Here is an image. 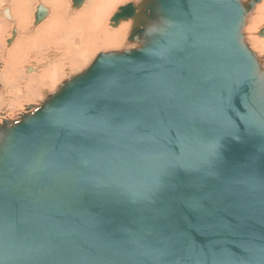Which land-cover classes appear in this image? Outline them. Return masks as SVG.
I'll return each mask as SVG.
<instances>
[{"label":"water","instance_id":"1","mask_svg":"<svg viewBox=\"0 0 264 264\" xmlns=\"http://www.w3.org/2000/svg\"><path fill=\"white\" fill-rule=\"evenodd\" d=\"M84 1L72 0L76 7ZM259 1L182 0L179 10L168 0L130 1L114 20H132V47L98 54L44 91L38 105L2 120L0 151L13 159L19 203L14 219L0 218V264H198L197 255L212 245L214 264H264L260 215L231 232L199 233L184 224L195 217L182 203L225 189L233 194L226 204L252 202L264 192V136L245 131L249 119H264V54L249 47L243 31ZM47 13L38 4L34 24ZM161 74L170 97L146 87ZM108 80L115 93L142 92L148 104L124 112L108 136L64 155L67 134L54 121L77 102L86 118H98L92 92ZM179 165L215 176L186 196L181 191V199L163 206L164 216L146 218L130 193ZM84 178L116 187L103 212L74 198Z\"/></svg>","mask_w":264,"mask_h":264},{"label":"snow or ice","instance_id":"2","mask_svg":"<svg viewBox=\"0 0 264 264\" xmlns=\"http://www.w3.org/2000/svg\"><path fill=\"white\" fill-rule=\"evenodd\" d=\"M168 5L175 10L185 7L182 0H168ZM115 86V81L108 80L93 90L92 96L97 100L95 110L101 113L98 118H86L81 102L73 103L59 114L54 121V126L67 134L64 155L70 157L74 152L80 151V144L108 136L117 126L118 117L124 112L148 104L149 97L144 93L133 91L119 94L113 91ZM146 87L149 90H156L158 97L171 96L167 79L162 74L152 77ZM245 131L249 134L264 136V119H249L246 122ZM87 162L85 159L84 163ZM37 170L33 169V171ZM214 176L215 172L212 170L192 169L179 165L172 171L161 173L145 190L130 193L129 199L139 205V210L146 218L156 219L166 214L163 206L181 199L179 195L181 191L186 196L189 190L201 186L207 177ZM16 189L17 185L13 178V159L10 155L0 151V218L6 213L13 218L11 214L15 212L19 203ZM115 191L116 187L112 184L84 178L73 190V196L77 201L91 203L103 212L105 206L113 201ZM232 196L231 191L225 189L218 195L209 194L190 201L182 200V203L191 209L195 217V222L192 219L184 220L187 229L206 234L231 232L245 227L257 215L264 218V192L260 194L258 200L252 202L233 200L232 203L226 204L225 201ZM24 224L25 222L21 221L15 226L19 229ZM181 240L187 241V235L182 234ZM190 246L194 247V245ZM213 248L214 245L209 246L197 255L198 264H214ZM246 251L249 253L248 258H255L251 250L246 249Z\"/></svg>","mask_w":264,"mask_h":264},{"label":"bare ground","instance_id":"3","mask_svg":"<svg viewBox=\"0 0 264 264\" xmlns=\"http://www.w3.org/2000/svg\"><path fill=\"white\" fill-rule=\"evenodd\" d=\"M72 1V0H71ZM112 0H85L82 5H80V11L78 12V16L72 15L70 16L66 21L63 22V26H75L76 21H87V14L91 9L92 14L89 16L92 19L93 22H89L94 28L95 32L96 30L98 32H102L103 38L98 39L96 33H94L91 37L86 34L84 31L74 33L71 35L70 39H64L62 42L61 40L56 42L54 39L52 40L54 45L52 46L54 58L52 61L49 59L48 55L44 53L39 55V50L44 49L47 51V43L44 37L45 31L49 28L56 25H60L61 23L56 21L55 19H52V11L53 7L50 5L53 0H42V2H45V7L48 10L47 16L38 24H34V12L36 10L37 3L34 7V10H25L28 7V3L26 0H14L13 6L14 9H12L11 14L13 15V19H15L16 22V29L18 28V25L23 17L27 18V35H22L20 38V29H17V36L14 38V44L15 47L11 49L10 51L4 50L0 52V57L5 56L6 57V73H3L0 71V78L4 80L5 82H26L25 89L27 90L26 96L28 97V100L32 96H39L40 93L47 91L42 90V86H46L51 88L52 90H55V83L62 79L66 74L63 72L64 66L69 67L71 70L70 65H80L81 62L84 63L86 59H88V56L92 54L97 49L105 50V51H112V50H121L124 48L132 47L134 44L129 43L128 40H126V37L128 35V30L126 28V25L128 24L127 21L129 19H123L119 21L120 26L116 28L114 31H110L107 29V21L103 18V16H107L108 12L114 8V4L112 5V8L109 9V4ZM120 1L123 0H115V7L120 5ZM62 4V2H59ZM71 4V2H70ZM43 5V4H42ZM43 5V6H44ZM122 6V5H121ZM72 7H74L72 3ZM121 8V7H120ZM4 15L7 17H10V14L8 12L9 8L4 7ZM2 13V10H1ZM118 13V12H117ZM114 14L115 15L117 14ZM62 17V14H59V18ZM0 20H2L0 18ZM29 23V24H28ZM35 26V27H34ZM260 28H264V0H262V3L260 5L254 6L253 10L249 14L246 25L244 27V32L246 40H248L254 48H252L258 55L264 54V37L260 38L256 34L260 30ZM12 32V29H10V33ZM58 33H54L53 37L56 36ZM79 36L81 38V44L79 45L78 49L75 47L73 38ZM19 38V39H18ZM11 39V38H9ZM12 40V39H11ZM10 40V42H11ZM27 40V43H25V49H22V45ZM18 50V58L22 59L25 56H32L33 58H38L39 63L37 68H34L32 72H29V74H20L18 71L19 67V59L14 56L13 54ZM24 56V57H22ZM52 64L49 67H45L46 65ZM82 63V65H83ZM30 67V66H28ZM78 67V66H77ZM1 66V70H2ZM32 68V67H30ZM41 69V72L38 74V69ZM75 74V73H74ZM10 79V80H9ZM40 87L42 88L40 91ZM51 90V91H52ZM43 98H45L43 96ZM32 100V99H31ZM30 101V100H29ZM33 101V100H32ZM31 102V101H30ZM2 112V111H0ZM8 112L0 113V122L5 119ZM5 116V117H4Z\"/></svg>","mask_w":264,"mask_h":264},{"label":"rangeland","instance_id":"4","mask_svg":"<svg viewBox=\"0 0 264 264\" xmlns=\"http://www.w3.org/2000/svg\"><path fill=\"white\" fill-rule=\"evenodd\" d=\"M115 0L110 1L109 4V9L112 8V5L114 4V8H112L109 12L108 15L103 16V18L107 21V29L110 31H114L116 30V28L118 27V25L120 26V23L116 20H114V13L117 10V8L119 6H124L126 4H128L130 1L133 0H123L120 1V5L115 7ZM26 2L28 3V7L25 10H34V7L37 3H41V4H45V2L43 3L42 0H26ZM59 2H62L59 3ZM71 2V4H70ZM14 0H0V18L2 20H0V52L4 51V50H8L10 51L11 49H13L15 47L14 44V39L11 40L10 44L7 43V39L9 37H11V33H10V29L15 28L16 29V22L15 19H13V15L11 14L10 10H9V14L10 17H7L6 15H4V7H8L9 9H14L13 6ZM72 1L71 0H53V2H51V6L54 8L52 11V19H55L56 21H58L61 23L60 25H56L52 27H49L45 33H44V37L47 43V51H45L44 49L39 50V55L43 54L44 55L47 54L49 59L52 61V59L54 58V54H53V50H52V46L54 45L53 43V39L57 42H59L60 40L62 42H64V39H70L71 35H73L74 33H78L81 31L85 30V33L88 34L90 37L96 33L98 39H102L103 38V34L102 32H98L96 30L95 32V28L90 24L87 23L85 21H76V25L71 27V26H63V22L66 21L70 16L72 15H76L73 14V10H72ZM262 3V0H260L256 5H260ZM255 5V6H256ZM45 6V5H44ZM2 10V13H1ZM59 14H62V17L59 18ZM92 14V12L87 15V18H91L89 17ZM78 16V15H76ZM27 21L28 19L23 17L18 25V30L20 29V36L19 38L24 34L27 35L28 29H27ZM93 22V21H92ZM127 25L126 28L129 29L128 30V35L126 37V40H128V36L130 34L131 31V27L133 25V22L131 19H129V21H127ZM29 24V23H28ZM35 27V26H34ZM17 29H16V36L17 34ZM244 31V30H243ZM54 33H58L56 36L53 37ZM246 33L244 32V35ZM258 36V33L256 34ZM16 36L14 38H16ZM260 37V36H258ZM264 37V36H263ZM262 37V38H263ZM18 38V39H19ZM75 38H78V41L75 40ZM246 38V37H245ZM261 38V37H260ZM75 47H79V45L81 44V38L79 36H76L73 38ZM25 43H27V40L24 42V44L22 45V49H25ZM247 43L249 45V47L252 49L254 48L253 46H251L250 42L247 40ZM253 50V49H252ZM108 51L102 50L101 49H97L96 51H94L92 54H90L88 56V59H86L83 62H81L80 65H70L71 70L69 69V67L64 66L63 68V72L66 74L62 79H60L59 81H57L55 83V89H57L62 83L63 81L69 79L72 75L77 74L78 72L82 71L83 69H85L90 62L94 59L95 56H97L100 53H105ZM41 53V54H40ZM14 56H16L18 58V50H16V52L13 54ZM27 57L22 56L24 58L19 59V67H18V71L19 73L22 74H29V72H32L34 70V68H37L39 60L38 58H33L32 56H28V54L26 53ZM6 57L2 56L0 57V71L3 73H6ZM83 63V65H82ZM52 64V62L45 67H49ZM1 66L3 67L1 70ZM28 66L32 67L29 68ZM78 66V67H77ZM41 72V69H38V74ZM10 80V79H9ZM26 82L22 81V82H17V83H12L10 82H5L4 80H2V78H0V113H5L8 112V114L6 115V119H13L15 117H17V115H19L22 112H25V106L27 105H38L45 97L44 93H40V95L37 96H32L29 100L28 97L26 96V92L27 90L25 89L26 86ZM44 88V89H42ZM42 88L40 87V91L42 90H47L48 92H52L54 90H52L49 87H46L45 85L42 86ZM52 90V91H51ZM33 101H32V100ZM2 122V121H1ZM0 122V123H1Z\"/></svg>","mask_w":264,"mask_h":264},{"label":"flooded vegetation","instance_id":"5","mask_svg":"<svg viewBox=\"0 0 264 264\" xmlns=\"http://www.w3.org/2000/svg\"><path fill=\"white\" fill-rule=\"evenodd\" d=\"M71 6H72V5H71ZM120 7H122V6H119V7L117 8V10L115 11V13L119 12ZM80 8H81L80 6H77V7L74 6V7H72L73 14L78 13V12L80 11ZM3 10H4V9H3ZM9 10H10V12H12V9H11V8H10ZM9 10H8V12H9ZM90 13H91V9H90V11L88 12L87 15H89ZM115 13H114V14H115ZM76 15H78V14H76ZM76 15H75V16H76ZM92 19H93V18H87V21H89V22L91 23V22H92ZM85 22H86V21H85ZM89 22H87V23H89ZM84 32H85V30H84ZM9 38H11V37H9ZM9 38H8V39H9ZM8 39H7V40H8ZM75 40L78 41V38H75ZM29 68H30V67H29Z\"/></svg>","mask_w":264,"mask_h":264}]
</instances>
